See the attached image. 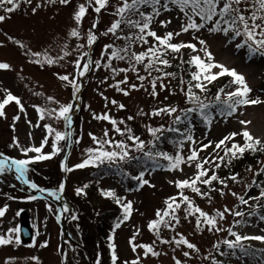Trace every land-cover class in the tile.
<instances>
[{
	"label": "rangeland",
	"instance_id": "374dc122",
	"mask_svg": "<svg viewBox=\"0 0 264 264\" xmlns=\"http://www.w3.org/2000/svg\"><path fill=\"white\" fill-rule=\"evenodd\" d=\"M84 2L85 0H71L69 4L61 5L58 2L48 4L45 0H33L31 5L22 3L19 10L8 14L10 18L0 23V45H2L0 46V62L11 65V70H0V100L5 96V92L2 90L7 89L20 98L25 109V112L21 113L14 102L5 108L6 118L0 117V152L10 158L25 159L27 157L22 155L20 148L15 147L14 138L22 148L38 147L47 135L44 128L45 123L51 124L59 131L66 130L62 120L56 121L46 118L44 121H40L34 105L43 108L58 107V104L50 103L48 97H53L59 104L70 102L74 104V111L71 113L72 126L71 129H68L72 132L71 139L67 142H61L62 151L52 159L30 165L31 171L28 178L38 187L49 191H57L59 185L64 184V191L61 195L64 196L66 205L69 208V212L65 213L64 220H66L71 237L90 251L91 261H89L84 251L81 252L79 248L64 239L62 225L58 223V206L44 198L30 199V197L37 196L25 192L26 188L15 178L14 172H6L0 175V209L7 207L5 215L0 217V235L6 234L9 229H19L18 233H14L13 239L15 240V236H19L20 244L17 245L13 242L11 245L0 246V264H37V259L39 264H96L98 258L101 262V244L97 234L98 219L109 208L110 203L111 205L116 203L114 199L102 195V192L107 191H114L117 197L122 198L123 203L130 201L133 204V211L129 220L122 223L120 228L113 229L112 237L119 257L117 264H124L125 261L131 262L136 259L139 260L140 264H176V260L181 261V264H212L213 259L220 262L227 261L226 264H264V261L260 258L255 259V262L249 257L238 258L239 253L237 256L231 254L220 255L214 245L223 239L234 240V237L229 236L227 231L224 230L219 232L215 230L208 231L206 226H202L203 231L197 230L195 217L184 219V205L177 213L180 217V224L177 225L175 231L162 227L160 239H157L153 232L149 231L148 224L156 219V211L158 209L163 211L166 207L165 201L170 197L179 195V190L175 187L174 181L184 180L192 176L194 166L182 165L183 171H167L164 168H153L147 171L143 166L133 167L132 163H135L134 160L136 159H132L128 162L118 161L111 166L105 163L98 167L89 166L71 172L62 170V163H66L67 167L75 168V165L87 159L85 150L95 147L89 135L90 133L101 137L103 131L109 129L110 136H115L117 141L123 139L126 143L131 144V141H127L126 137L113 133L111 131L112 126L106 121L94 119V113L107 112L117 121L124 120L126 125L132 129L133 134L139 136L148 145L153 138L150 136L147 126L155 128L163 125L166 129L172 126L174 117L164 114L161 116L145 114H150L163 107L186 109L191 106V104L186 103V97L184 91H182V89L186 91L187 82L191 79V76H186L185 71L176 76L174 72L176 63L180 62L181 58L187 61L192 55H200L204 58L203 52L193 53L190 49H182L180 54H169L166 58L172 66L165 68L164 71L174 73L175 76L157 81V95L155 97L150 95L151 85L149 81L152 77L161 75V73L153 71L152 77L144 80L143 88L139 91L132 90L128 96H124L109 85L124 79L125 74L120 73L113 78L111 69L102 66L96 70L93 65L94 70L87 73L84 78L77 80L82 87L77 94L79 98L74 100L71 87L60 81L57 74H70V79L75 74L74 61L81 55V51L76 50V46L77 44H86V33L96 18V14L89 9L88 15L79 26L82 38L77 39L69 35L71 30L77 27L73 19L74 12L77 10V6ZM117 2L118 0H110L112 6H115ZM37 4H40L41 7L37 8L36 13L33 14L32 8L36 7ZM112 6L102 10L99 16L100 22L97 28L94 29L98 35L97 42L91 50L87 47L83 49V51H90L91 58L94 61L101 59L105 45L115 44L122 47L126 43V41L116 39L111 34L100 35L116 19L111 14L114 11ZM0 15H5V13L0 10ZM178 15L176 10L164 12L153 23L152 30L160 36L168 31H179L181 20ZM167 20H171L167 28L161 27L159 21ZM130 31L125 28L119 34L127 35ZM194 36L205 40L208 50L219 47L216 50L217 58L216 61H213L214 63H217V60L220 62L221 56L231 51L233 57L243 58L244 60V64L233 69L236 73L247 76L254 68H257L256 73L245 78V80L251 89L250 97L264 101V55L259 53L250 54L247 48L237 49L236 43H240V38L229 43V38L222 33L210 34L207 30H201L199 33H184L174 37L172 43H193L196 44L197 49H200L201 45L198 40L193 38ZM9 37L24 43L32 52L43 53L46 51L54 59L63 55L65 44L67 45L66 50L71 54L51 66L34 64L30 62L33 57L26 56L18 45L8 39ZM148 39L152 40V38ZM149 46L134 43L130 51H144ZM174 55L176 58H174ZM86 60L87 58H85ZM85 61H81V64ZM106 63V57L101 59L102 65ZM112 67L128 68L129 64L126 61L113 60ZM137 68L140 75L147 76L143 65H137ZM193 71L195 69L192 67L189 75ZM127 77L129 84L135 83L139 86L140 81L135 73L129 71ZM231 79V77L225 75L207 84L206 91L200 92L198 89H193V91L203 101L205 100V94L214 85L224 87L225 93L235 90L237 86L234 84L225 87L230 84ZM181 80L185 83L182 84ZM161 83L166 86L163 90L160 88ZM121 87L127 89L128 85H121ZM145 89H148V91H145ZM36 93H39V95H36ZM104 97H107L108 100L106 101ZM225 98L224 93H221V100ZM112 100L117 101L118 104H123L124 108L120 109L118 106L112 105L110 103ZM141 112L144 114H140ZM211 113L213 119L210 126L200 124L198 120H194L191 125H185V127H191V134L194 140L197 141L195 147L203 146L209 141L212 142V147L200 152L201 158L215 155V144L231 133H238V135L234 140L227 142V147H231L232 143L242 146L245 140L239 133L247 130V128L254 138L264 143V102L257 105L241 106L232 116H221L215 109H212ZM177 114L183 115L181 112ZM17 115L20 119L13 125V117ZM130 116L133 119L129 120L128 117ZM241 120L250 121V123L242 125ZM29 121H31L32 126H30ZM37 123L40 124V127H35ZM120 127L124 128V125H120ZM77 140H79V143L76 142ZM51 144L52 140L49 138L48 145L43 149L44 153L51 152ZM190 147H193L190 142L184 144L181 154L185 158L190 154ZM163 149L170 155L176 154V151L166 143L163 144ZM149 150V147L145 148V151ZM151 151L156 152L158 149L154 148ZM217 151L220 156L224 155L223 150ZM35 155V153H29V157ZM130 156L143 157V153L133 151ZM157 161L165 162V160L159 158ZM263 163L264 156L262 158L251 157L249 166L244 172L243 168L239 166L234 167L232 171H221L223 174L222 180L228 187L222 188L219 182H215V187L212 188H215L216 191L210 192L211 202L207 198L202 199L189 189H185L184 193L194 201L196 206L210 215H214L216 210L223 211L225 207L245 213L243 217H234L225 213V219L219 221V227L222 229L232 227L233 231L238 232L240 235H264V221H257L252 215V212L256 211L257 207L263 203L264 198L259 201L250 199L248 205H241L238 199L231 194L233 192L237 193L239 196H244L245 199L258 196L261 189H264V182L251 188L248 185H251L253 180L256 181L257 175L255 173L261 169ZM106 166L117 167L120 171H123L126 175V182L122 183H128L130 186L126 187L117 178L106 176L96 180L94 171ZM205 167L207 168L208 165H205ZM142 172L144 173V179L154 187L144 185L139 190L136 189V180L132 177L138 176ZM234 172L237 181L228 179L233 176ZM209 175H211V172H209ZM85 185H87L86 188ZM133 186L135 190L130 189ZM199 187L202 191L209 190L208 186L199 185ZM78 188L83 189L80 195H77L76 192ZM221 190L224 192L223 196L220 195ZM49 208L52 210L49 211ZM73 215L76 216V219H72ZM236 221H240V224L233 226ZM24 224L29 225L33 232V239L30 243H24L20 238V228ZM137 230L139 235L136 236L135 243L152 245L160 255L148 254L145 256L143 249L139 248L136 252L132 251L129 240ZM176 233L182 234L189 242L196 245L198 251L187 249L185 246L176 247L175 244L160 242V240H171L176 236ZM244 243L246 246L264 251V243L259 241H245ZM45 244L46 247H41ZM185 251L189 252V257L183 255ZM220 251L227 253L226 246L221 244ZM205 257L208 258L205 259ZM228 257L233 258L229 259ZM108 259L111 260L110 255Z\"/></svg>",
	"mask_w": 264,
	"mask_h": 264
},
{
	"label": "snow or ice",
	"instance_id": "6c2138e0",
	"mask_svg": "<svg viewBox=\"0 0 264 264\" xmlns=\"http://www.w3.org/2000/svg\"><path fill=\"white\" fill-rule=\"evenodd\" d=\"M33 0H0V10L5 13V15H0V23L4 22L7 18H10L8 14H12L20 9L21 4L31 5ZM48 4H56L57 2L61 5H67L71 0H45ZM111 5L110 0H85L84 3H81L77 6V10L74 12L73 19L77 25L76 28H73L70 32V36L73 38L80 39L82 34L79 30V26L82 24L84 18L89 13V9L96 14V18L91 24L90 28L86 33V44H77L76 50L81 51V55L76 58L74 61L75 74L72 75L70 79V74H57V78L65 82L68 86L71 87L73 93V99H78V93L81 90L82 85L77 82L78 79H82L86 76L87 73L95 69L98 70L102 66L105 68L111 69L113 73V78L120 73H124V79L116 81V83L109 85L110 87L115 88L118 92H121L124 96H128L130 91L136 90L139 91L144 87V80L148 77H152V72L161 73V75L152 77L149 81L151 85L150 95L155 97L157 95L156 87L157 81H161L167 77L175 76L174 73L165 72L164 69L171 67L169 60L166 58L169 54H180L182 49H190L193 53L203 52L204 58L200 55H192L187 61H184L181 58V63H187L195 69L191 73V79L187 82V89L184 91L186 97V103L195 105V107H188L186 109H177L176 107H163L153 111L150 114L151 116H161L162 114L169 117H174L172 120V126L164 128L163 125L160 127H151L147 126V130L150 136L153 138L148 145L141 140L139 136L133 134V131L128 127L124 120L117 121L109 113L104 112L101 114H93V118L100 121H106L112 126L111 131L121 137H126L127 141H131V144L125 142L121 139L117 141L115 136H110L109 129L103 131L101 137L89 134L95 147L86 149L87 159L83 162L75 165V168L67 167L66 163L61 164V168L64 172H71L75 169H83L89 166L98 167L99 165L108 163L109 166L119 162H128L132 159L139 160L140 157H132L130 153L141 152L143 156L149 160H152L153 163L157 159H163L167 161V166L165 170L167 171H183L182 165H187L188 167L194 166V173L187 179L176 180L174 181L175 187L179 190V195L170 197L165 201V209L163 211H156V219L152 220L148 224V229L150 232L160 239L161 228H167L171 231H175L177 225L180 224V217L177 215L178 211L184 205V219L189 217H195V227L197 230L203 231L202 226H206L208 231L215 230L227 231L228 235L234 237V240L223 239L218 244L214 245L220 255L231 254L237 256L238 258L242 257H255L257 251L251 250L249 246L245 245V241H259L264 243V235H240L238 232L233 231L232 227L228 229H222L219 227V221L225 219V213L233 215L234 217H243L245 215L242 211H237L234 209H229L225 207L223 211L216 210L214 215H210L203 211L201 208L195 205L194 201L184 193L185 189H189L192 193H195L197 196L207 198L211 202V191H216L215 188H212L211 185L213 182H219L222 185V188L228 187V185L222 180L217 174L216 169L221 167V164L224 162L225 157L237 158V154L243 155L247 150L255 151H264V143L259 139H255L247 130L239 133L242 135L245 143L241 146L236 143H232L231 147H227V142L232 141L238 135V133H231L228 136H225L219 142L215 144L214 153L215 155H210L209 157H200V152L205 151L207 148L212 147V142L209 141L207 144H204L200 147H195L197 141L194 140L191 134V127H186L182 131L176 125L180 124H191V114L196 113L199 118L203 121L206 126H210L212 123V113L207 111L209 108L217 107L218 114L221 116H232L237 112V109L241 106L257 105L264 101H261L258 98H251L250 92L251 89L248 87L246 80L243 75L236 73L235 70H229L221 64L214 63V58L210 51H208L206 41L200 39L199 37H193L198 40V43L201 45L200 49H197L196 44L193 43H172L174 37H178L184 33L194 32L199 33L201 30H207L210 34L222 33L225 36H229V43L240 38V43L236 44L237 49L247 48L250 54L259 53L264 55V0H118L117 4L114 7V11L111 13L116 19L111 22L110 26L104 33L100 35H109L111 34L116 39L126 41L124 46H116L115 44L105 45L101 59L106 57L107 63L101 64V59L93 60L90 55V51H83L85 47L89 50L92 49L93 45L98 40V35L94 31L99 24V16L102 10H106ZM41 7L40 4H37L36 7L32 8V13L35 14L37 8ZM176 10L178 12V18L181 20L180 30L176 32L168 31L163 36L157 34L156 31L152 30V25L159 16L164 12H172ZM160 26L167 28L168 24L171 23V20L159 21ZM127 28L130 31L127 35H120L119 33L123 32ZM148 38H152L150 41ZM14 44L18 45L20 49L24 51L26 56H31L33 59L30 60L31 63L39 65H53L58 63L60 60H63L65 57L69 56L71 53L68 52L67 45L63 46L64 51L63 55L58 56L57 58H52L45 51L41 52H32L24 43L14 40L12 37L8 38ZM139 43L141 46L150 45L144 51L136 52L130 51L132 44ZM2 46V45H0ZM111 50V51H109ZM85 58L87 60L85 61ZM174 58L175 55H174ZM126 61L129 64L128 68H114L112 67V61ZM81 61H85L81 64ZM137 65H143L147 76H142L139 73ZM220 69L219 72H213V69ZM0 70H11V65L6 62H0ZM131 71L136 74L137 79L140 81L139 86L135 83L129 84L127 73ZM231 77L229 85L225 87H230L231 85H236L237 87L233 91L227 93L224 92V88L219 89L216 94L215 100L216 105L205 104L200 96L196 94L193 89H198L200 92L207 90V84L216 81L219 77L223 76ZM207 82V83H206ZM181 83H185L181 80ZM121 85H128V88H122ZM166 86L161 83L160 88L163 90ZM5 92V96L0 100V117L6 118L5 108L11 103H15L18 106V109L21 113L25 112L24 106L21 103L19 97L13 95L9 90H2ZM148 91V89H145ZM221 93H224L225 99L221 100ZM39 95V93H36ZM101 95H103L101 93ZM107 101L108 98L104 97ZM48 101L52 104H58V107L43 108L40 106H35L34 108L38 113L40 121H44L46 118L49 120H62L65 124V131H59L54 128L51 124L45 123L44 128L47 135L41 141L40 146H29L27 148H22L18 141L14 138L13 143L15 147L20 148L23 156L27 157L25 159H16L10 158L6 154L0 152V175L5 174L6 172H14L15 178L20 181L23 185H26L30 189L37 190L41 194L47 193V196L52 197L53 199H61V194L64 191V184L61 183L57 191H49L44 188H38V186L33 183L29 178V172L31 171L30 165L39 162L52 159L54 156L58 155L62 148L60 147L61 142H67L72 137V132L68 129H71L72 126V116L71 113L74 111V104H59L53 97H48ZM112 105L118 106L120 109L124 108L123 104H118L117 101H110ZM107 106V104H106ZM181 112L183 115H178L177 113ZM144 114V113H140ZM20 117H13V125L18 121ZM129 120L133 117H128ZM242 125H247L250 121L241 120ZM30 126L31 121H29ZM120 125H124V128H121ZM35 127H40V124L37 123ZM167 132H172L178 134L180 139L173 140L174 146L177 151L175 155H170L167 152L156 151L153 152L151 149L156 148V141L161 139L162 134ZM49 138L52 140L51 152L44 153L43 149L49 143ZM79 143V140L76 141ZM190 142L193 147L189 148V155L185 158L181 153L183 151L184 144ZM149 147V151H145V148ZM217 150H223L224 155L220 156ZM29 153H35V156L29 157ZM230 163V159L228 161ZM205 165H208L206 168ZM214 165V167H213ZM159 167V165H157ZM251 171V169H249ZM211 172V175H209ZM264 173V166L255 173V175H260ZM132 179L138 181V187L142 188L144 185H149V182L144 179V173L132 177ZM232 181H237V176L233 175L229 177ZM199 185L208 186V191H202ZM153 186L154 185H149ZM256 186V181L253 180L251 185H248L249 188ZM85 188L87 185L84 186ZM77 195H80L83 192V189L78 188L76 190ZM236 197L241 205H248L250 199H255L259 201L261 198H264V189H261L258 196L249 197L245 199L244 196H239L237 193H231ZM107 198H112L120 205L123 209V218L115 224V228H120L121 224L129 220L133 211L132 202L123 203L122 198L116 196L114 191L102 192ZM220 195L223 196L224 192L221 190ZM41 197H30V199H40ZM52 209L49 208V211ZM7 207L0 209V217L5 215ZM60 211L67 213L69 208L65 205ZM19 214V213H17ZM252 215H258L254 210ZM261 220H264V215H259ZM72 219H76V216L73 215ZM240 224V221H236L233 226ZM19 229H9L8 232L4 235H0V246L11 245L13 242L15 244H20L19 236H15L13 239L14 233H18ZM139 235V231L130 238L129 244L132 247V251L136 252L137 249H143L144 255L147 256L151 254L153 256L160 255L159 252H156L152 245L137 244L135 243L136 236ZM178 237V238H176ZM109 249H110V258L111 264H117L119 259L116 245L114 243L113 237H109ZM161 243L165 244H175L176 247L185 246L187 249L198 251L196 245L189 242L182 234L176 233L171 240H160ZM223 244L226 246L228 252H221L220 245ZM47 245H41V247H46ZM185 257H189V252L185 251L183 253ZM208 257H205L207 259ZM37 259V258H33ZM37 264H39L37 259ZM96 264H100L99 258L96 261ZM124 264H140L139 260H132L131 262L125 261ZM176 264H181V261L176 260ZM212 264H221L220 261L216 259L212 260Z\"/></svg>",
	"mask_w": 264,
	"mask_h": 264
},
{
	"label": "trees",
	"instance_id": "16d2710c",
	"mask_svg": "<svg viewBox=\"0 0 264 264\" xmlns=\"http://www.w3.org/2000/svg\"><path fill=\"white\" fill-rule=\"evenodd\" d=\"M229 37V36H228ZM123 41V40H122ZM175 74L176 76H179L180 72L185 71V75L186 76H191L189 75L192 67L187 64V63H181L178 61V63H176V67H175ZM222 86L219 85H214L212 86L208 92L205 94V100H203V102L205 104H209V105H216V94L219 91V89H221ZM190 107H195V105H192ZM217 107H212L209 108L207 111L212 112V109H215L218 113V108ZM194 115L196 116V118L194 119ZM194 120H198V122L200 124H204L203 121L199 118V116L196 113L191 114V124ZM190 124V125H191ZM186 124H180V125H176V127H179L182 131H184L186 129L185 127ZM181 137L178 136V134L176 133H172V132H165V134L161 137V139L159 141L156 142V149H158V151H162L165 152L166 150L163 149V144H167L169 146H171L172 149H174L175 151H177L176 147L174 146V143L172 142L173 140L176 139H180ZM264 156V151H251V150H247L243 153V155H240L239 153L237 154V158H230V157H225L224 162L221 164V167L218 168L216 174L222 179L223 174L221 171L224 170H234L233 168L236 166H239L241 168H243V172L244 170L247 169V167L249 166L250 163V159L251 157H258V158H262ZM230 159V163L228 162ZM135 163H132L133 167H137L138 166H143L147 171L148 170H152L153 168H166L167 166V161H165L164 163H161L159 161H156L155 163H153V161L143 157H140L139 160H134ZM135 164H138L137 166ZM157 165H159V167H157ZM264 166V163H263ZM241 170V171H242ZM236 172V171H235ZM235 172L233 173V175H235ZM246 172V171H245ZM111 177V178H117L118 180L122 182H126V175L123 171H120L119 168L117 167H102L100 169H97L94 171V177L96 180L101 179L102 177ZM129 178V176H128ZM264 182V173H261L260 175L256 176V186H258L259 184ZM138 181H136V185L133 182V184L136 186V189L138 187ZM124 184L126 187L130 186L128 185V183H122ZM211 187H215V182H213V184L211 185ZM49 189V188H48ZM51 189V188H50ZM131 190H135L134 186L130 188ZM140 189V188H139ZM113 203V202H112ZM256 212L258 213V215H253V217L257 220V221H264L261 220L259 218V215H264V200L263 203H261L259 205V207H257ZM123 218V209L120 207V205H118L117 203H113L109 208L103 212L98 219V223H97V234L99 237V243L101 244L100 246V253L102 256V261L100 262V264H111V260L108 259L109 255H110V249H109V237L112 236L113 234V229L115 228V224L117 222H119L120 220H122ZM251 250H255L257 251V255L255 257H249L253 262H255V259L260 258L261 260L264 261V251L258 248H254V247H250ZM81 252H83V249H80ZM228 252V250H227ZM229 258V257H228ZM226 258L227 260L233 258L230 257L229 259ZM225 259V260H226ZM109 260V261H108ZM225 262L227 261H223L221 262V264H226Z\"/></svg>",
	"mask_w": 264,
	"mask_h": 264
},
{
	"label": "bare ground",
	"instance_id": "6f19581e",
	"mask_svg": "<svg viewBox=\"0 0 264 264\" xmlns=\"http://www.w3.org/2000/svg\"><path fill=\"white\" fill-rule=\"evenodd\" d=\"M236 44H238V42ZM218 48L219 47H216V48H213L211 50H208V51L211 52V54H212V56L214 58V61H216V58H217V56H216V50ZM217 63L223 65L224 67H226L229 70H233L235 67L244 64V60H243V58L237 59L236 57H233V55L231 54V51H228L226 54H224V55L221 56V61L220 62H219V60H217ZM219 71H220V69L217 68V69H214L213 72L215 73V72H219ZM256 71H257V68H254L247 76L246 75H243V76H244V78L250 77L253 74H255ZM247 130H248V128H247ZM248 132L251 134V132L249 130H248ZM255 139H257V138H255ZM23 186L25 188H28L26 185H23ZM34 193H35V195L37 197H41V196L43 197L44 196L43 194H41L39 192H36V191ZM57 201L59 202V206L60 205L61 206L64 205V202H62V200L59 199ZM61 223H63V222H61Z\"/></svg>",
	"mask_w": 264,
	"mask_h": 264
},
{
	"label": "water",
	"instance_id": "95a60500",
	"mask_svg": "<svg viewBox=\"0 0 264 264\" xmlns=\"http://www.w3.org/2000/svg\"><path fill=\"white\" fill-rule=\"evenodd\" d=\"M47 200L53 202V203H56V199H53L52 197L50 196H47V193L45 192L43 194ZM62 202H64L62 200ZM63 233H64V237L66 240L70 241L73 245H75L76 247H80V248H83L82 245L78 244L77 242H75L72 237H71V234L67 228V225H66V221H64V224H63ZM20 238L21 240L24 242V243H30L33 239V232H32V229L29 225L27 224H24L21 226L20 228ZM84 249V248H83ZM88 255V258H89V261H91V255L89 253V251L87 249H84Z\"/></svg>",
	"mask_w": 264,
	"mask_h": 264
}]
</instances>
